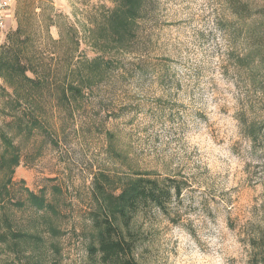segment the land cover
<instances>
[{"label": "rangeland", "instance_id": "rangeland-1", "mask_svg": "<svg viewBox=\"0 0 264 264\" xmlns=\"http://www.w3.org/2000/svg\"><path fill=\"white\" fill-rule=\"evenodd\" d=\"M144 2L122 52L114 0H17L23 30L0 33V58L35 85L0 72V264H100L87 247L101 175L109 193L139 177L182 186L165 211L134 216L137 264H258L264 0ZM240 3L251 17L231 14ZM93 75L104 81L66 90ZM27 190L55 212L35 211Z\"/></svg>", "mask_w": 264, "mask_h": 264}, {"label": "trees", "instance_id": "trees-1", "mask_svg": "<svg viewBox=\"0 0 264 264\" xmlns=\"http://www.w3.org/2000/svg\"><path fill=\"white\" fill-rule=\"evenodd\" d=\"M114 2L116 6L108 16V26L115 36L114 43L123 52L127 42L134 36L133 27L137 25L141 17V10L145 2L144 0H114ZM249 10L247 3H240L237 6L233 5L230 7L231 14L237 18L251 17ZM260 13H264V7L260 9ZM21 31L22 29L18 28L15 32L10 33V36H16L17 38ZM8 40L10 46L12 40ZM93 63L96 67L100 64L98 61ZM4 69H11L10 71L14 75L17 73L21 79H25L28 83L35 85L26 76L28 68H24L19 63H10L1 56L0 72ZM103 72L101 70L99 73L103 74ZM80 75L82 76V74H78V78ZM95 76L77 79L76 83H67L66 90L75 92L79 97L81 85L90 87L97 82L104 81L103 77L97 78ZM77 83L81 85H77ZM262 131L264 132V125L262 126ZM251 137L253 138L252 140H257L256 131L251 134ZM13 163L14 166H18L19 161L14 158ZM101 176L105 184L103 185L99 181L94 183L95 198L93 204L95 208L90 218L93 225V233H91L87 247L89 255L91 258L98 257L100 264H137L135 258L137 240L134 234L130 233V226L134 216L150 208L157 212L165 211L167 205L172 203V200H180L182 186L174 179L160 183L149 177H139L127 179L120 188H114L109 193L106 189L109 185L108 178L104 177V175ZM26 193L28 203L35 211L49 212L51 214L55 212L54 205L47 204L43 194H33L28 190ZM45 225L47 233L56 237L58 230L54 226L53 220L45 221ZM10 237L17 241L35 239L34 236L24 233H12ZM255 246H257L255 248L257 263L264 264V240Z\"/></svg>", "mask_w": 264, "mask_h": 264}, {"label": "crops", "instance_id": "crops-1", "mask_svg": "<svg viewBox=\"0 0 264 264\" xmlns=\"http://www.w3.org/2000/svg\"><path fill=\"white\" fill-rule=\"evenodd\" d=\"M11 8L6 13L5 22H7V29L4 34L15 32L18 28L23 30L21 20V11L19 6H17V0H12Z\"/></svg>", "mask_w": 264, "mask_h": 264}, {"label": "built area", "instance_id": "built-area-1", "mask_svg": "<svg viewBox=\"0 0 264 264\" xmlns=\"http://www.w3.org/2000/svg\"><path fill=\"white\" fill-rule=\"evenodd\" d=\"M12 0H0V33H5L7 22H5L6 13L11 8Z\"/></svg>", "mask_w": 264, "mask_h": 264}]
</instances>
